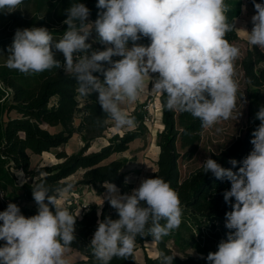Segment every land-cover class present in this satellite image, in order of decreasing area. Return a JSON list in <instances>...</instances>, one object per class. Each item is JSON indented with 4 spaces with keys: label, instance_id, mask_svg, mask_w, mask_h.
Wrapping results in <instances>:
<instances>
[{
    "label": "clouds",
    "instance_id": "clouds-1",
    "mask_svg": "<svg viewBox=\"0 0 264 264\" xmlns=\"http://www.w3.org/2000/svg\"><path fill=\"white\" fill-rule=\"evenodd\" d=\"M22 3L0 0V13L11 14ZM253 5L248 42L264 49V4L253 0ZM96 7L101 10L98 18L89 22L90 9L84 3L70 4L63 21L67 29L56 43L46 27L17 29L7 49L6 67L26 75L40 73L61 67L55 56L62 54L63 70L74 76L78 92L98 93L103 112L120 129L135 127V118L121 105L135 102L146 82L153 92L166 95L169 110L190 113L202 128L233 118L239 89L234 62L240 49L225 39L234 27L228 23L225 0H98ZM93 32L104 50H94L88 42ZM142 37L150 44L137 43ZM255 119L260 124L252 133L254 148L238 171L212 158L202 163L204 174L231 183L223 192L232 208L225 214L229 232L218 251L207 255L208 264H264V106ZM229 163L235 167L238 162ZM103 186L106 193L100 205L106 200L119 218L97 221L91 245L100 264L130 255L136 237L146 229L159 240L182 222L178 193L161 177L142 179L130 193L121 194L108 181ZM70 187L50 195L45 182L34 183L36 215L25 217L15 203L0 212V240L5 241L0 264H68L65 254L76 239L77 216L57 200ZM159 259L160 264H173L175 257L161 252Z\"/></svg>",
    "mask_w": 264,
    "mask_h": 264
},
{
    "label": "trees",
    "instance_id": "trees-1",
    "mask_svg": "<svg viewBox=\"0 0 264 264\" xmlns=\"http://www.w3.org/2000/svg\"><path fill=\"white\" fill-rule=\"evenodd\" d=\"M84 3L90 9L89 22L98 18L96 5L98 0H23V4L34 6L35 16L26 28L46 27L54 36L64 34L67 25L63 21L67 18L65 9L72 3ZM253 5V0H249ZM264 4V0H255ZM229 7L227 12L228 23L234 25L232 31L226 34L231 44L239 40L237 19L242 13L243 0H225ZM1 14V13H0ZM38 20L39 24H37ZM50 21L47 26L46 22ZM60 25L62 31L56 26ZM23 26V25H21ZM137 43L145 46L150 44V39L142 37ZM131 45V42L130 44ZM100 44L94 50H104ZM114 60L121 57H114ZM242 69L246 82L255 90L264 88V51L257 46L249 49L242 60ZM103 80V76L94 73ZM0 80L5 86L14 91L11 104H2L5 93L0 88V212L7 209L9 203L17 204L25 217L37 214V205L33 199L32 187L34 183L45 182L50 195H57V189L67 188L69 191L75 187H95L104 185L105 181L114 183L123 193H130L134 185L126 181L122 172L126 166V160H112L111 156L124 153L137 139L144 138L147 133L144 112L135 111L130 116L135 118L138 127L123 135L114 134L108 145L98 151H90L94 142L103 137L110 127L111 119L107 117L98 103L96 93L91 96H82L78 92V83L74 76L59 68H52L40 73L24 74L6 66H0ZM84 99V111L81 122L76 126L75 119L80 112L79 98ZM52 99H54L52 101ZM166 95H159V103L162 111L163 130L157 134L159 155L157 170L152 177H161L168 182L173 190L178 193L182 210L181 224L168 235L157 240L145 230V233L136 237L133 251L126 258L114 257L110 264H160V253L175 257L173 264H208L207 255L218 251V244L210 246L207 240L203 244L190 242L183 244V235L189 233L193 238L194 230L202 235V229L208 228L214 231V236H219L217 230L222 229L223 238L229 230L225 227V214L232 210L223 198V192L230 190L231 183L227 179H216L210 172L203 173L201 165L186 177L180 171L179 162L181 154L177 149V142L181 130L177 126L176 110L166 107ZM264 102L258 99L251 100L248 106L247 128L243 136L237 138L230 146L218 153H212L209 158L216 160L222 167L231 168L234 172L242 166V161L253 150L251 144L253 131L259 126L260 121L255 119V114ZM16 117L10 115L11 112ZM79 134L84 146L79 152L68 155L61 152L57 155L59 162L49 166L33 168L32 157L41 156L52 149L66 145L74 135ZM230 159L238 163L233 167ZM16 172H22L27 178L20 182ZM80 177L73 179L75 175ZM59 198V196H58ZM24 203H23V202ZM233 203L234 198H233ZM51 207V206H50ZM67 208V207H65ZM68 211L77 216L76 239L68 246L67 250L76 252L79 259L74 264H100L95 258L91 239L97 230L98 220L111 216L118 219V214L105 200L100 209L91 207L81 215L76 213L75 207H68ZM54 210V209H53ZM98 211L101 213L97 215ZM0 221V225H2ZM165 221H161L163 225ZM151 227V224L148 226ZM174 239L175 244L184 249L189 246L196 248L198 256L187 254L184 257L173 254L168 247V242ZM157 241L159 255L156 257L144 256V262L136 261L137 246L143 247L145 243ZM5 241L0 240V246ZM203 256L204 259L199 258Z\"/></svg>",
    "mask_w": 264,
    "mask_h": 264
},
{
    "label": "rangeland",
    "instance_id": "rangeland-1",
    "mask_svg": "<svg viewBox=\"0 0 264 264\" xmlns=\"http://www.w3.org/2000/svg\"><path fill=\"white\" fill-rule=\"evenodd\" d=\"M255 14L254 7L250 4L249 0H243L242 13L237 19V29L239 34V40L234 43L240 49V55L235 60V77L238 82L239 89L237 92L236 107L233 111V118L223 120L211 128H202L201 121L198 118H194L190 113L176 110L177 126L182 131L177 142V149L181 154L179 162L180 171L183 177H186L189 173L197 169L202 163L210 157L212 153H218L224 148L230 146L237 138L243 136L247 128V114L248 106L251 100L258 99L260 102H264V88L255 90L250 86L245 78L242 69V60L245 57L247 51L253 46L248 42V31L252 29L251 17ZM35 16L34 6H27L21 4L19 9L11 14H0V66H6V60L8 55V47L12 44L15 32L17 29L26 28L33 21ZM37 24L40 22L38 20ZM39 22V23H38ZM47 26L51 23L46 22ZM23 25V26H21ZM58 31H62L60 25L56 26ZM63 34L60 36L53 35V43L59 42L62 39ZM92 44V48H96L100 45L96 41V33H92V37L88 41ZM131 46V45H129ZM261 49V48H260ZM264 51V49H261ZM55 51V50H54ZM55 58L60 61L63 66L64 57L60 53H56ZM151 83L146 82V87L141 91L135 102H125L121 105V108L128 114H132L135 111L144 112L145 122L147 124V133L144 138L137 139L129 146V150L124 153L114 154L110 157L112 160H126V166L123 169V173L127 181L134 185V188L139 186L142 179L152 178L153 174L157 170V160L160 149L157 143V134L164 128L162 123V111L159 103V93H155L151 90ZM0 88L5 91L2 97V104H11L14 91L12 88L5 86L0 80ZM98 97V93H96ZM54 99H52L53 101ZM80 112L76 116L75 125L77 126L83 117L84 111V99L79 98ZM12 117H16L17 114L13 111L10 113ZM109 129L104 133L103 137L97 139L90 151H98L102 147L108 145L109 139L114 134L123 135L126 132L133 131L138 127V123L135 122V127L117 128L114 122L111 120ZM156 138V139H155ZM84 146V143L79 134L73 136V138L64 146L57 149H52L49 152L44 153L41 156L32 157L33 168H40L43 166H49L59 162L57 155L61 152H65L68 155L79 152ZM20 182H24L27 178L22 172H16ZM80 177L75 175L72 177L76 179ZM106 193V189L103 185L95 187H75L72 190H68L63 196H59L57 202L63 207H75L76 213L81 215L85 210L96 207L100 209L102 205V199ZM23 202V201H22ZM105 202V201H104ZM24 203V202H23ZM202 235L195 230L194 238L189 234L183 235V244L190 242L203 244L205 239L210 246H216L218 242L223 238L222 229L219 228L217 232L219 236H214L213 232L204 227L202 229ZM157 241L147 242L143 247L137 246L136 261L139 263L144 262V256L156 257L159 255ZM168 247L172 249L173 254L176 256L184 257L187 254L198 256L196 248L193 246L186 247L184 249L178 247L175 244L174 239L168 242ZM65 258L68 264H74L79 255L76 252L67 250Z\"/></svg>",
    "mask_w": 264,
    "mask_h": 264
},
{
    "label": "crops",
    "instance_id": "crops-1",
    "mask_svg": "<svg viewBox=\"0 0 264 264\" xmlns=\"http://www.w3.org/2000/svg\"><path fill=\"white\" fill-rule=\"evenodd\" d=\"M156 139V138H155ZM155 145H156V142H155Z\"/></svg>",
    "mask_w": 264,
    "mask_h": 264
},
{
    "label": "bare ground",
    "instance_id": "bare-ground-1",
    "mask_svg": "<svg viewBox=\"0 0 264 264\" xmlns=\"http://www.w3.org/2000/svg\"><path fill=\"white\" fill-rule=\"evenodd\" d=\"M159 148V147H158Z\"/></svg>",
    "mask_w": 264,
    "mask_h": 264
}]
</instances>
